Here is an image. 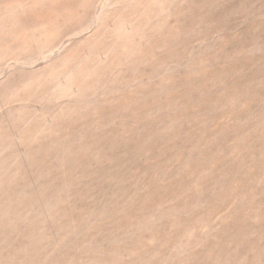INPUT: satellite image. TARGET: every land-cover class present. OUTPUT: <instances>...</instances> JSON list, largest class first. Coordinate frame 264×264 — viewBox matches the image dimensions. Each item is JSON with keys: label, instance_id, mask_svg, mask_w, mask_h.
<instances>
[{"label": "rangeland", "instance_id": "374dc122", "mask_svg": "<svg viewBox=\"0 0 264 264\" xmlns=\"http://www.w3.org/2000/svg\"><path fill=\"white\" fill-rule=\"evenodd\" d=\"M90 263L264 264V0H0V264Z\"/></svg>", "mask_w": 264, "mask_h": 264}, {"label": "bare ground", "instance_id": "6f19581e", "mask_svg": "<svg viewBox=\"0 0 264 264\" xmlns=\"http://www.w3.org/2000/svg\"><path fill=\"white\" fill-rule=\"evenodd\" d=\"M99 4V3H98ZM110 4V3H109ZM111 6V5H110ZM92 8V7H91ZM94 8V7H93ZM119 12V11H118ZM94 13V12H93ZM97 15V14H96ZM111 30V29H110ZM121 35V34H120ZM126 53V52H125ZM128 53V52H127ZM43 60V59H42ZM44 61V60H43ZM42 62V61H41ZM19 68H20V66H19ZM19 72V71H18ZM23 73V72H22ZM5 74H8V73H5ZM26 74V73H25ZM24 74V75H25ZM66 76V74H62V75H60V76H58V77H56V79H55V84L56 85H60L61 83H63V81H64V78H66L65 77ZM9 83V82H8ZM13 83V82H12ZM37 85V84H36ZM103 90V89H102ZM63 91H64V89H59V93H60V95L62 96V95H64L63 94ZM67 92H68V94L70 95V96H73V95H75L76 94V90H74L73 88H69V90H67ZM62 93V94H61ZM83 93V92H82ZM146 93V92H145ZM139 94V93H138ZM135 97V96H134ZM145 97V96H144ZM42 98V97H41ZM137 98V97H136ZM80 99V98H79ZM78 100V99H77ZM28 101V100H27ZM95 101V100H94ZM140 101V100H139ZM18 102V101H17ZM127 103V102H126ZM97 105H99V104H97ZM127 105V104H126ZM50 106V105H49ZM3 110V109H2ZM1 110V111H2ZM4 113V112H3ZM128 127V126H127ZM17 129V128H16ZM11 130V129H10ZM17 130H19V129H17ZM138 131V130H137ZM140 131V130H139ZM107 132V131H106ZM138 134V133H137ZM136 134V135H137ZM140 134V133H139ZM138 134V135H139ZM96 137V136H95ZM9 138V137H8ZM144 140V139H143ZM146 140V139H145ZM147 141V140H146ZM130 146V145H129ZM143 154V153H142ZM132 160H133V158H132ZM39 190V189H38ZM46 198H48V197H46ZM55 215V214H54ZM163 225V224H162ZM43 230H45V229H43ZM85 255V254H84ZM88 257V256H87ZM163 257H165V256H163ZM86 259V258H85ZM95 259V258H94ZM93 259V260H94ZM169 260V259H168ZM187 260V259H186ZM125 261V260H124ZM178 261H179V259H178ZM185 261V260H184ZM100 262V261H99ZM129 262V261H128ZM175 262V261H174ZM168 263V262H167ZM91 264V263H90ZM108 264V263H107ZM126 264V263H125Z\"/></svg>", "mask_w": 264, "mask_h": 264}]
</instances>
